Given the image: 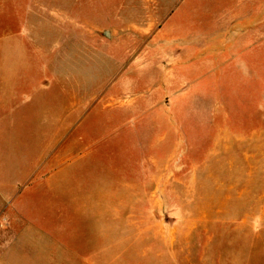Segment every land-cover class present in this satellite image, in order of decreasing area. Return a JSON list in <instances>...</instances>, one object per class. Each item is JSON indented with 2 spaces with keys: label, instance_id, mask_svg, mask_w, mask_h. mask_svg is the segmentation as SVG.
<instances>
[{
  "label": "rangeland",
  "instance_id": "374dc122",
  "mask_svg": "<svg viewBox=\"0 0 264 264\" xmlns=\"http://www.w3.org/2000/svg\"><path fill=\"white\" fill-rule=\"evenodd\" d=\"M63 145L0 264H264V0H0V154Z\"/></svg>",
  "mask_w": 264,
  "mask_h": 264
},
{
  "label": "crops",
  "instance_id": "0c3cea01",
  "mask_svg": "<svg viewBox=\"0 0 264 264\" xmlns=\"http://www.w3.org/2000/svg\"><path fill=\"white\" fill-rule=\"evenodd\" d=\"M159 7V11L161 8V4H158ZM162 10V9H161ZM162 11H165L164 9ZM174 17V14L171 13V15L168 16V18H166V16H164L163 20H167L168 22L172 21ZM237 20H233V22L231 23V25H233ZM167 22L165 21L164 24H162L161 26L158 27L157 31H156V35H161V31L163 30L164 25ZM163 26V27H162ZM155 34L152 35L150 37L149 40H154L156 39ZM159 38V37H158ZM161 39V37L159 38ZM148 56V55H147ZM70 94V95H69ZM72 94V96H71ZM39 97H43L44 101H43V105L41 104V106L37 107V113L39 112V107H42L43 111L38 113L41 114V118H44L45 121H48V117H53L52 114L48 113V96H44L42 94H38V89H32L31 90V94L29 96H26L25 99H22L23 101L20 100L19 105H16L15 109H20L26 106H29L31 113L30 116H34V112L32 110V108H34V104H35V100L34 98H39ZM67 99V103H66V111L65 114H62L61 116V120L62 122H81L85 119L86 116V112H85V106H86V97H85V90L83 89H77L74 90H67V97H65ZM71 98V99H70ZM81 98V101H80ZM146 95H145V99H146ZM149 99V98H147ZM73 100V102L71 103L70 101ZM148 100H146V108L149 109V107H151L148 104ZM72 107V108H71ZM82 107V108H81ZM81 108V109H80ZM15 112H17L18 110H15ZM14 112V113H15ZM82 117V118H81ZM51 120V119H50ZM53 121V120H51ZM79 141V139H78ZM71 149L65 145L57 148V150L53 149V150H49V151H45L41 154V156L33 163L32 167L31 165L28 166V168L26 169H22L21 166H15L14 168H8L6 167V160H8V162H10V154L5 153V155L0 154V171H5V170H21V171H35V170H39L40 168L43 167H52L51 166V162L56 160L57 156L60 155V151L62 155H69V151ZM49 154L45 157V154L48 153ZM14 157V155H13ZM45 157V158H44ZM52 169V168H51ZM28 171V172H29ZM51 173L48 174H42L41 177H44V179L46 180V182L49 184V181L51 180ZM27 177V174L23 175V176H19L16 177L14 179H10L8 181L6 180H0V222H2V220L6 221V224L4 226H0V250L2 249V247H4V245L6 244V239L8 238H16L17 235L19 234L20 230H23L24 228H27V226H33L35 225L37 221V217H32V215H34V213L36 212V210L34 209V207L32 205L29 204H24L23 206H17L14 207L11 205L13 204V202L15 203L17 198L19 197V188L21 187V185H25V182L27 179H25ZM62 177V186L63 188H66V178ZM4 178V177H3ZM6 181V182H5ZM68 188V187H67ZM66 192V191H65ZM38 217H40V215L38 214ZM12 246V245H11ZM12 248V247H11Z\"/></svg>",
  "mask_w": 264,
  "mask_h": 264
},
{
  "label": "built area",
  "instance_id": "2783aa9c",
  "mask_svg": "<svg viewBox=\"0 0 264 264\" xmlns=\"http://www.w3.org/2000/svg\"><path fill=\"white\" fill-rule=\"evenodd\" d=\"M6 224L5 220H2V222H0V226H4Z\"/></svg>",
  "mask_w": 264,
  "mask_h": 264
},
{
  "label": "water",
  "instance_id": "95a60500",
  "mask_svg": "<svg viewBox=\"0 0 264 264\" xmlns=\"http://www.w3.org/2000/svg\"><path fill=\"white\" fill-rule=\"evenodd\" d=\"M105 34H108L107 32H105Z\"/></svg>",
  "mask_w": 264,
  "mask_h": 264
}]
</instances>
